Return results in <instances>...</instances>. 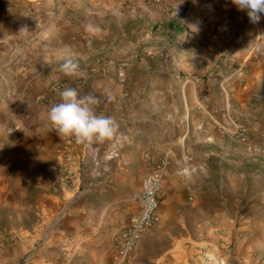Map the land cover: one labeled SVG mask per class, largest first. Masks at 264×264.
I'll return each mask as SVG.
<instances>
[{"label": "crops", "instance_id": "1", "mask_svg": "<svg viewBox=\"0 0 264 264\" xmlns=\"http://www.w3.org/2000/svg\"><path fill=\"white\" fill-rule=\"evenodd\" d=\"M61 1L66 8L87 4L96 8L100 14L95 18L106 28L103 38L114 43L113 24L121 33L120 27L123 29V24L130 23L131 30L122 34L136 39L125 51L133 49L125 68L115 62L121 58L112 52L103 57L102 64L63 55L46 62V68L51 70L45 77L48 84L76 80L64 77L59 68L67 60L78 64L84 73L83 83L73 88L81 95L95 96L96 113L115 117L119 132L113 141L91 148L74 140L73 170H77L78 163L82 164L80 184L75 189H67L60 183V190L66 191L62 194L68 197L63 220L45 222L38 248L34 236L22 238L13 245V257L20 264L26 260L29 264H60L64 247L91 242L88 232H95V244L112 253L114 234L131 224L140 211L143 177L155 171L156 162L162 157L167 158V164L161 169L163 189L166 186L160 206L161 221L168 223L179 216L181 204L187 199L193 204L189 209L192 213L215 215L217 210L209 205V195L201 190L202 180L197 181L191 174L187 181L182 170L187 150H193L186 134L195 130L204 143L227 130V125L235 134L239 126L231 115L232 104L246 108L264 88V14L258 24H252L247 12L239 10L232 0ZM9 28L4 26L1 31L5 37ZM8 37L0 45V53L8 52L12 49L9 44L18 41ZM97 53L90 51V54ZM71 55L77 57L75 53ZM107 56L111 58L106 59ZM132 84L140 85L134 100L138 103L136 106L133 98L124 99L123 89ZM153 87L156 93L151 94ZM169 88H175L176 94ZM63 89H51L53 92L47 100L35 104L34 114L21 124V132L26 133L19 136L14 156L21 162L31 159L35 163L37 159L39 167L51 175L53 184L60 182L58 156L62 149L66 150L68 138L61 139L50 129L46 111L59 101L58 93ZM141 92H144L142 99ZM42 122L48 126L46 133L31 129L33 123ZM146 152L153 154V162L145 158ZM195 163L197 167L202 165L201 161ZM187 186L193 188L190 196L182 193ZM197 223L200 229L204 225L209 229L207 220ZM252 225L255 229L261 228L257 223L243 227L246 231ZM186 239L179 237L181 244ZM142 242L143 236L139 245ZM193 242L188 249L190 255L176 257L178 262L174 264H234L226 249L232 242L242 264H264V240L247 242L235 233L234 237L226 236L218 242H209L203 237ZM254 249L256 255L261 250L258 257L252 254Z\"/></svg>", "mask_w": 264, "mask_h": 264}, {"label": "rangeland", "instance_id": "2", "mask_svg": "<svg viewBox=\"0 0 264 264\" xmlns=\"http://www.w3.org/2000/svg\"><path fill=\"white\" fill-rule=\"evenodd\" d=\"M99 14L96 8L88 4L66 8L61 0H0V45L5 44L8 36L18 40L12 41L11 45L8 43L12 47L8 52L0 53V264L21 263L13 257L12 247L22 238L34 236L38 248L45 222L62 221L64 204L68 199L62 194L64 190H60L61 182L55 181L53 184L51 175L42 166L39 167L37 159L35 163L31 159L21 162L14 157L18 151L16 145L19 136L26 133L21 132V124L34 114L37 109L35 104L47 100L49 93L53 92L54 82L48 84L45 78L51 71L46 68V62L63 55L86 63L102 64L103 57L112 52L121 58L115 62L125 68L127 56L133 53V49L125 51L136 38L122 34L131 30L133 26L130 23L123 24V29L120 27L121 33L118 26L113 24L114 43L108 38L88 36L82 27L86 20L106 29L95 18ZM4 26L10 27L6 37L5 33H1ZM90 51L99 53L90 54ZM74 53L77 57L71 55ZM111 57L107 56L106 59ZM81 80L71 81V87L82 85L78 83ZM139 87L132 84L123 89L124 99L133 98L131 100L135 106L138 104L134 100L138 97L136 92ZM169 89L176 94L175 88ZM154 92L155 87L150 93ZM143 93L139 96L141 99ZM238 105L232 104L231 115L238 126L247 127L245 140L239 139L228 125L227 130L210 137L207 143L195 130L186 134L193 144V150H187V161L183 162L182 170H185L187 181L191 174L197 181L202 180L201 190L209 195V205L216 208L217 213L194 214L189 211L193 204L187 199L181 204L179 216L168 223L161 221L144 233L143 242L126 264H174L178 262L176 257L190 255L188 249L194 243L193 239L198 237L218 242L226 236L232 238L236 233L247 242L264 240V88L257 92V98L246 108H239ZM33 126L31 129L37 132L41 129L46 133L48 129L43 122L33 123ZM36 143L33 144L34 148ZM194 148L201 151L197 152ZM62 154L63 149L58 158ZM196 161H201L202 165L197 167ZM77 167V170H81L82 164L78 163ZM165 190L166 186L160 193L161 201ZM192 190L187 186L182 193L190 196ZM50 195L51 201L48 199ZM200 220H207L209 229H205L207 225L200 229L197 223ZM253 223L260 224L261 228L255 229L252 225L245 231L243 226ZM117 235L114 234L112 253H107L95 244V232H88L87 237L91 242L64 247L61 251L64 257L59 262L110 264L116 252ZM181 236L187 237L184 244L180 243ZM260 251L256 255L254 249L252 254L258 257ZM163 259L165 262H162ZM26 261L25 264L28 263Z\"/></svg>", "mask_w": 264, "mask_h": 264}, {"label": "clouds", "instance_id": "3", "mask_svg": "<svg viewBox=\"0 0 264 264\" xmlns=\"http://www.w3.org/2000/svg\"><path fill=\"white\" fill-rule=\"evenodd\" d=\"M241 11H246L249 21L258 24L264 14V0H232ZM92 38L102 39L105 30L91 20L82 25ZM59 71L69 79L84 76L79 65L72 60L60 65ZM59 101L46 111V121L52 131L61 139L73 138L76 143L91 148L97 144L113 141L119 132V123L115 117L98 115L95 106L98 101L93 95H81L76 88L67 87L58 93ZM108 99L112 96L109 94Z\"/></svg>", "mask_w": 264, "mask_h": 264}, {"label": "built area", "instance_id": "4", "mask_svg": "<svg viewBox=\"0 0 264 264\" xmlns=\"http://www.w3.org/2000/svg\"><path fill=\"white\" fill-rule=\"evenodd\" d=\"M158 1V0H156ZM83 83L82 80L78 82ZM72 82L68 80H59L52 84L53 90L71 87ZM46 99V98H42ZM48 99V98H47ZM236 136L245 140L248 135V129L245 126H239L235 130ZM74 139L68 138L66 141V150L60 156L58 162V172L60 182L68 189H75L80 184L81 171L73 170L75 164L74 158ZM145 158L149 162L154 161V156L150 152L145 153ZM167 164V158L162 157L156 162L155 171L147 174L142 179L140 193V211L133 219L132 223L120 230L116 238V252L110 264H126L130 255L139 245L143 234L161 222L160 214V193L163 189V177L161 169ZM236 244L232 242L227 246V252L234 258V264H242L238 257L234 255Z\"/></svg>", "mask_w": 264, "mask_h": 264}]
</instances>
